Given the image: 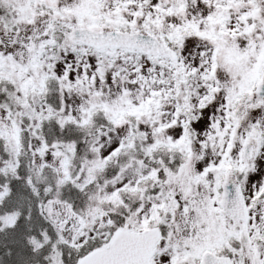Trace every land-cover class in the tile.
<instances>
[{
  "label": "snow or ice",
  "instance_id": "1",
  "mask_svg": "<svg viewBox=\"0 0 264 264\" xmlns=\"http://www.w3.org/2000/svg\"><path fill=\"white\" fill-rule=\"evenodd\" d=\"M0 264H264V0H0Z\"/></svg>",
  "mask_w": 264,
  "mask_h": 264
}]
</instances>
